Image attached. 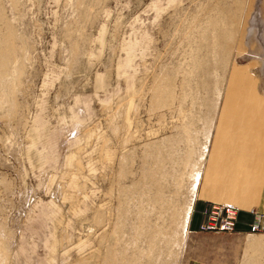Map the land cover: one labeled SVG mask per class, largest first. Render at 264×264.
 I'll list each match as a JSON object with an SVG mask.
<instances>
[{"label":"rangeland","instance_id":"obj_1","mask_svg":"<svg viewBox=\"0 0 264 264\" xmlns=\"http://www.w3.org/2000/svg\"><path fill=\"white\" fill-rule=\"evenodd\" d=\"M235 67L264 0H0V264H264L187 228Z\"/></svg>","mask_w":264,"mask_h":264},{"label":"crops","instance_id":"obj_2","mask_svg":"<svg viewBox=\"0 0 264 264\" xmlns=\"http://www.w3.org/2000/svg\"><path fill=\"white\" fill-rule=\"evenodd\" d=\"M254 84L245 69H233L189 208L191 231L197 232L201 211L210 203L240 208L235 234L240 237L250 235L246 233L252 222L249 211H264V93L258 94ZM251 240L254 245L264 243V238Z\"/></svg>","mask_w":264,"mask_h":264},{"label":"built area","instance_id":"obj_3","mask_svg":"<svg viewBox=\"0 0 264 264\" xmlns=\"http://www.w3.org/2000/svg\"><path fill=\"white\" fill-rule=\"evenodd\" d=\"M240 208L232 204L210 203L201 211L202 221L197 232L204 234H236L240 218ZM252 222L246 233L264 232V211L251 209Z\"/></svg>","mask_w":264,"mask_h":264},{"label":"bare ground","instance_id":"obj_4","mask_svg":"<svg viewBox=\"0 0 264 264\" xmlns=\"http://www.w3.org/2000/svg\"><path fill=\"white\" fill-rule=\"evenodd\" d=\"M250 234H255V233H250ZM258 234V233H257Z\"/></svg>","mask_w":264,"mask_h":264}]
</instances>
